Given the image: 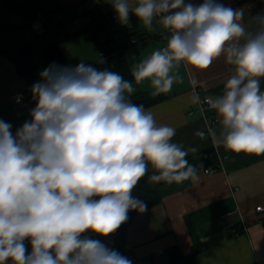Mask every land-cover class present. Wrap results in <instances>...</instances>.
<instances>
[{"label":"clouds","instance_id":"obj_1","mask_svg":"<svg viewBox=\"0 0 264 264\" xmlns=\"http://www.w3.org/2000/svg\"><path fill=\"white\" fill-rule=\"evenodd\" d=\"M110 2L122 24L131 13L168 32L165 47L131 68L135 85L149 81L153 97L183 82L181 63L207 69L224 56L233 71L222 94H194L191 103L214 110L226 150L264 154V13L250 17L249 30L243 9L217 0ZM30 90V120L13 133L0 119V264H132L94 237L114 234L130 210L147 211L133 191L149 165L150 183L198 180L202 164L187 159L198 149L173 142L176 129L133 103V82L107 68L54 62Z\"/></svg>","mask_w":264,"mask_h":264},{"label":"crops","instance_id":"obj_2","mask_svg":"<svg viewBox=\"0 0 264 264\" xmlns=\"http://www.w3.org/2000/svg\"><path fill=\"white\" fill-rule=\"evenodd\" d=\"M49 15L32 25L39 46L46 49L58 46L68 66L80 62L98 63L101 58L95 41L89 33L81 32L89 25V15L83 13L79 4L85 0H41ZM101 11L112 20L115 34H131L125 59L131 68L153 51L166 46V29L153 22L146 28L130 13L128 24H122L110 0H98ZM136 0H130L135 4ZM189 2V0H185ZM200 4L203 0H191ZM233 9H243L241 21L249 30L250 17L264 13V0H217ZM132 41L137 44L132 45ZM179 74L182 83L173 85L166 98L146 110L153 112L158 124H167L176 129L173 142L185 149L195 147L197 154L213 149L219 161V171L207 175L198 171L199 179L172 182L158 189L160 203L138 214L127 230L126 249L141 264H170L169 252L174 249L184 256L199 250L196 264H264V154L233 153L217 142L221 131L219 117L214 111L203 114L191 97L198 94L217 96L222 94L224 84L233 67L221 56L207 69H197L181 63ZM136 92L151 93L149 81L135 85ZM264 90V80L261 82ZM27 82L22 79L13 63L0 54V112L4 121L12 125V131L30 120L33 105L25 98L26 107L16 105L18 96H25ZM202 130L205 139L195 135ZM213 168V167H209ZM208 169V168H207ZM149 165L148 174L153 173ZM262 208V212H257ZM115 236L105 237V244L113 248Z\"/></svg>","mask_w":264,"mask_h":264},{"label":"trees","instance_id":"obj_3","mask_svg":"<svg viewBox=\"0 0 264 264\" xmlns=\"http://www.w3.org/2000/svg\"><path fill=\"white\" fill-rule=\"evenodd\" d=\"M6 8L17 18L30 24L31 26L39 21L45 19L50 13L45 8L41 0H3ZM83 7V13L89 15L91 20L89 25L81 32L89 33L95 41L100 53L106 56L103 63L91 64L97 69L103 70L107 68L120 74L124 79L134 82L131 71L125 59V51L130 45L131 34H115L112 30V20L108 15H105L99 6L98 0H85L79 4ZM41 53L46 66L56 63L63 66H68L65 56L58 46H51L46 49H41ZM0 54L13 63L17 69L19 76L28 84V89L25 92V98L35 106L31 94V85L39 79V74L42 71L38 61L36 60L31 37L21 24L11 22L5 19L0 13ZM132 102L137 105H143L145 109L153 107L166 100L163 96H151L150 93H141L133 98ZM0 119L4 120L2 112H0ZM189 163L194 165H201L198 171L206 170L209 167L215 169L219 168L218 157L215 155L213 149L191 157L188 159ZM154 173V172H153ZM150 173L143 177L133 191V196L143 201L147 205V209L156 206L161 199L158 194V189L168 184L161 181L159 183H150ZM140 214L136 210H130L128 213V220L123 223L120 228L112 235L115 236L113 249L120 252L127 257L130 252L126 249L127 230L131 225L133 219ZM95 239L101 240L105 244V237L95 236ZM29 251L31 249L30 243L25 241ZM199 250L189 256H184L179 249L171 250L169 258L170 264H196V256Z\"/></svg>","mask_w":264,"mask_h":264},{"label":"water","instance_id":"obj_4","mask_svg":"<svg viewBox=\"0 0 264 264\" xmlns=\"http://www.w3.org/2000/svg\"><path fill=\"white\" fill-rule=\"evenodd\" d=\"M0 13L2 14V16L11 21V22H15V23H19L21 24L24 28H26V30L28 31L31 40H32V46H33V50H34V54L36 57V60L39 63V66L41 68V70L45 69L47 66L44 62L42 53H41V48L39 46V42H38V38L37 35L35 34V31L33 29V27L24 22L23 20H20L19 18H17L16 16H14L5 6V3L3 0H0Z\"/></svg>","mask_w":264,"mask_h":264},{"label":"built area","instance_id":"obj_5","mask_svg":"<svg viewBox=\"0 0 264 264\" xmlns=\"http://www.w3.org/2000/svg\"><path fill=\"white\" fill-rule=\"evenodd\" d=\"M135 44H137V42L136 41H132V45H135ZM100 57L103 58V60L107 59L106 56L103 53L100 54ZM19 97H22V98L19 100V102H17V100H16V105L19 106L20 108H24V107L28 106L27 102L25 101V96L21 95ZM201 100H203V98H201ZM198 108L205 115H207L208 113L214 111V110H210L206 104H199ZM206 137H207V133L205 132V138ZM219 169H220V167L217 168V169L208 168V169L205 170V173L207 175H211V174H214L217 171H219ZM257 212H262V208H257ZM127 258H129L132 261V264H141V262L132 254H128Z\"/></svg>","mask_w":264,"mask_h":264}]
</instances>
